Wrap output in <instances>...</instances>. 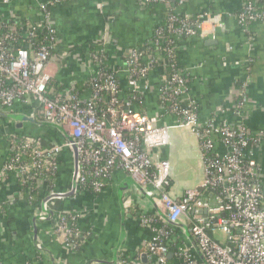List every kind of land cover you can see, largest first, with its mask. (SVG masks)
<instances>
[{
	"label": "built area",
	"instance_id": "built-area-1",
	"mask_svg": "<svg viewBox=\"0 0 264 264\" xmlns=\"http://www.w3.org/2000/svg\"><path fill=\"white\" fill-rule=\"evenodd\" d=\"M60 1L40 2L42 18L37 23L22 24L0 17V112L19 104L28 110L30 118L39 114L43 123L61 127L73 139L78 152L75 189L70 196L73 200L87 194L97 200L104 197L117 172L132 178L154 208L150 211L139 206L136 217L137 225L151 233L147 264H264V169L256 158V151L264 148V126L252 130L242 116L231 124L220 117L224 110L200 120L197 103L190 96L189 70L177 68L174 59L180 42L199 36L205 23L213 31L221 28L220 19L208 12L192 15L182 10L184 0H137L141 7L148 3L166 7V23L156 26L148 42L126 53L121 71L108 65L103 49L91 51L94 69L87 80V94L69 89L51 96L52 78L46 67L58 45L51 17L52 8ZM10 2L0 0V8ZM255 5L256 0L245 1L241 12L234 15L244 32L264 19ZM43 30L45 42L36 45ZM153 68L162 70L158 85L150 81ZM246 87L245 82L240 89L238 115L248 104ZM153 92L157 107L149 113L146 99ZM166 118L172 119L170 125L163 123ZM169 128H187L193 133L199 142L204 173L201 185L177 199L165 190L170 181L168 162L151 155V150L168 144ZM59 133L64 138L61 148L69 150L73 163L71 145ZM22 136L20 144L12 146L14 158L0 168V181L6 174L19 178L33 170L34 176L22 181L24 189L19 190L29 199L32 191L40 194L45 187L44 179L30 181L42 168L56 178L60 148ZM12 138H16L15 132L8 133L5 140L8 143ZM24 149L31 153V164L20 162ZM54 187L55 179L50 191L43 193L41 202L47 200L43 210L40 202L36 216L39 222H46L45 212L51 211L47 221L51 234L69 253L78 251L91 234L79 225L91 209L55 213L56 203L64 198L51 196L70 192L71 185L63 192ZM179 225L186 226L203 260ZM215 232L223 233L225 242L215 238ZM140 258L128 260L119 255L114 264H144Z\"/></svg>",
	"mask_w": 264,
	"mask_h": 264
},
{
	"label": "crops",
	"instance_id": "crops-1",
	"mask_svg": "<svg viewBox=\"0 0 264 264\" xmlns=\"http://www.w3.org/2000/svg\"><path fill=\"white\" fill-rule=\"evenodd\" d=\"M45 1L11 0L0 8V17L22 24L40 22L42 17L38 5ZM245 1L184 0L182 10L192 15L208 12L220 19L222 27L213 31L211 25L205 23L199 36L180 42L178 56L182 67L189 70L190 96L197 103L200 120H207L218 110H224L219 115L231 124L240 121L239 116H242L250 129L258 130L264 126V19L252 23L246 32L240 29L234 14ZM165 16V8H144L137 0H64L56 4L52 8L51 23L57 33L58 45L46 67L56 91L77 90L87 84L94 69L89 54L98 46L103 49L113 70H123L122 60L126 53L148 42ZM161 74L162 70L152 69V85L159 84ZM245 82L248 104L238 115L235 111ZM83 93L87 94V91ZM156 107L157 96L153 92L146 99L145 109L151 113ZM2 113L22 114L30 118L28 110L19 104ZM33 119L43 123L39 114H35ZM163 123L170 125L172 119L166 118ZM15 125V121L0 117L1 134L17 131L49 144L63 142L55 128L32 122H24L20 129ZM170 130L168 144L162 147V154L157 157L174 161L172 152L175 148L181 143L187 146L194 160L195 187H198L204 179L199 142L187 128ZM6 152L7 143L3 139L0 141V168ZM256 158L264 169V148L256 151ZM69 159L65 152L57 159L59 171L55 178V191H66L71 185ZM127 177L124 173H115L108 193L98 200L87 194L77 200L68 197L56 203L55 213L58 210L91 209L79 224L82 230H90L91 234L80 250L71 253L49 232V222L33 221L39 205L30 204L20 194L18 176L11 174L7 180L0 181V264H53L50 258L57 264H110L121 230V210L116 191ZM173 178L170 176L168 194L177 199L191 188L181 193L175 191L172 195ZM45 191L46 187H42L41 199ZM123 203L125 238L117 259L120 251L132 255L138 246L145 245L146 249L151 233L137 225V211L139 206L154 210L133 185L123 194ZM180 221L183 222L182 219ZM34 226L37 228L36 238ZM36 251L41 258L37 259ZM143 253L147 256L146 251L140 256ZM147 262L146 257L144 264Z\"/></svg>",
	"mask_w": 264,
	"mask_h": 264
},
{
	"label": "trees",
	"instance_id": "trees-1",
	"mask_svg": "<svg viewBox=\"0 0 264 264\" xmlns=\"http://www.w3.org/2000/svg\"><path fill=\"white\" fill-rule=\"evenodd\" d=\"M64 0H61L60 2H63ZM248 1V0H247ZM258 9V11L261 13L263 12L264 13V0H256V5H255ZM150 7H163L166 9V7H164L162 4H158V3H148L145 5L144 8H150ZM241 12V9H239L235 14H238ZM168 12H167V9H166V16H167ZM234 14V15H235ZM166 16H165V19L159 23L160 26L164 25L166 23ZM237 24V23H236ZM45 35H46V31L43 30L42 33H40L38 35V39L35 41V44L38 45L40 44L41 42H45ZM22 40H20L19 42L21 43ZM177 47H175V61H176V67L177 68H181L182 65H181V62L179 60V56H178V51H177ZM100 48L99 46L98 47H95L94 49H92V51H99ZM167 73H169V71H167ZM54 84H52V82L50 83V94L51 96L54 95L55 93H57L55 87L53 86ZM87 89V84H84L82 85L81 87L79 86V88L77 90H74L75 92H77L78 94H82L85 90ZM52 90V91H51ZM16 133V138H12L10 140V142H6L7 143V152H6V155H5V161L4 162H7V161H10L11 159L14 158V155L15 153L12 151V146H18L20 144V141H22V134L21 132H15ZM6 135V134H5ZM6 137V136H5ZM30 151H28V149H24V150H21V153H20V162L21 163H26V164H31V153H29ZM34 171L31 170L30 173L28 175H19V178H18V185H19V190L23 191L24 189V185L22 184V181L28 179L29 177L31 176H34ZM10 175L6 174V177H5V180H7L9 178ZM36 178H41V179H44L45 180V187H46V191L45 192H48L50 191V189L52 188V184H53V181H54V177H52L50 175V171H47L45 168H42L39 172V175L38 177H35V180H30V181H36ZM0 180H2L0 178ZM32 186H35V183L32 184ZM171 186V180L169 181V184L168 186L165 188V190L168 192L169 188ZM30 199V200H29ZM27 199L28 202L34 206H38L39 203H40V195L38 194V192L36 190L32 191L31 194H30V198ZM0 211L2 212V206H1V209ZM160 222L156 225L157 227L160 226ZM146 249H145V245H141V246H138L135 251L132 252V255L129 254L127 251H120L119 254L120 256H123L124 258L128 259V260H131V259H138L139 256H140V253L142 252H145ZM36 257L37 259L38 258H41L39 253L36 251Z\"/></svg>",
	"mask_w": 264,
	"mask_h": 264
},
{
	"label": "water",
	"instance_id": "water-1",
	"mask_svg": "<svg viewBox=\"0 0 264 264\" xmlns=\"http://www.w3.org/2000/svg\"><path fill=\"white\" fill-rule=\"evenodd\" d=\"M169 2H173V0H168ZM0 117H5L7 119H11L13 121L16 122V129H20L22 124L24 122H32L35 123L37 125H42V126H47V127H51V128H55L56 130H58L59 132L62 133V135L65 137V139L68 141V143L71 145V149L73 152V175H72V180H71V191L62 195V194H54L51 197H60V198H68L70 197L75 189V181H76V175H77V169H78V152H77V148L74 145V141L71 137H69L63 130L61 127H58L57 125H52V124H48V123H41V122H37L35 121L33 118H29L26 117L25 115L22 114H13V113H2L0 112ZM133 185L134 187H136L142 194H144V191L134 183V181L130 178L127 177L117 188L116 194H117V200L120 206V236L119 239L117 241V244L115 245L114 249L112 250L113 253V258L110 264L115 263V261L117 260V254L118 251L122 245V242L124 241L125 238V229H124V222H125V208H124V203H123V194L130 188V186ZM50 197V198H51ZM47 199L43 200L41 202V210H43V204L46 202ZM155 209L158 211V209L155 207ZM44 212V211H43ZM45 219L44 221H48L50 219V215H52L51 211H47L45 212ZM159 214L161 215V213L159 212ZM162 216V215H161ZM164 217V216H163ZM165 218V217H164ZM33 221H39V217L35 216ZM180 226V225H179ZM181 228H183L185 230V236L188 238V240L190 241V243L192 244L193 248L195 249L196 253L198 254V256L203 260L201 253L199 252L195 241L191 238L190 234L187 231L186 226L181 225ZM37 235V228L36 226H34V237L36 238ZM38 250H40L41 252H45L43 249L38 248ZM145 258L146 255L142 254L141 255V261L142 263H145ZM50 260L53 262V264H57L52 258H50Z\"/></svg>",
	"mask_w": 264,
	"mask_h": 264
},
{
	"label": "rangeland",
	"instance_id": "rangeland-1",
	"mask_svg": "<svg viewBox=\"0 0 264 264\" xmlns=\"http://www.w3.org/2000/svg\"><path fill=\"white\" fill-rule=\"evenodd\" d=\"M170 129H174V128H169L168 129V134L171 131ZM182 129L183 128H178V130H182ZM7 134L8 133H6V135ZM6 135H5V133H3V134L0 133V141H3V139H5ZM62 145H63V142L62 143H57L55 145L58 148H60L59 149V153L56 155V160L58 159V157L62 153L65 152V153L68 154V156L70 158L69 159V163H70L69 164L70 165V171H69V175L70 176L69 177L71 178L72 175H73V163H72V160H71V153L69 152V150H67V148H65V149L61 148ZM162 150H163V148L151 150L152 157L159 158L157 156H160L162 154ZM172 157H173L174 161H169V160L167 161L168 165H169L170 176L172 178L175 176V178H173V180H175V182H174V186L172 187L171 194L173 195L175 191H177L178 193H181L182 191H185V190H187L189 188H191V189L196 188L195 187L196 186L195 164H194V160L192 159V156L189 153L188 147L185 146L182 143L179 144L175 148V150L172 152ZM58 167H59V165H58ZM49 229H52V228L49 227ZM49 232H51V231L49 230ZM213 236H215V238H217L220 242H224L225 241V236L221 232H215L213 234Z\"/></svg>",
	"mask_w": 264,
	"mask_h": 264
},
{
	"label": "bare ground",
	"instance_id": "bare-ground-1",
	"mask_svg": "<svg viewBox=\"0 0 264 264\" xmlns=\"http://www.w3.org/2000/svg\"><path fill=\"white\" fill-rule=\"evenodd\" d=\"M70 186V185H69ZM51 223H49V225H50Z\"/></svg>",
	"mask_w": 264,
	"mask_h": 264
}]
</instances>
